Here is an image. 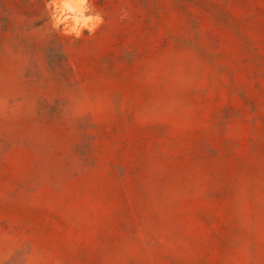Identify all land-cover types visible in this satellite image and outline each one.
Here are the masks:
<instances>
[{
    "label": "rangeland",
    "instance_id": "obj_1",
    "mask_svg": "<svg viewBox=\"0 0 264 264\" xmlns=\"http://www.w3.org/2000/svg\"><path fill=\"white\" fill-rule=\"evenodd\" d=\"M0 264H264V0H0Z\"/></svg>",
    "mask_w": 264,
    "mask_h": 264
}]
</instances>
